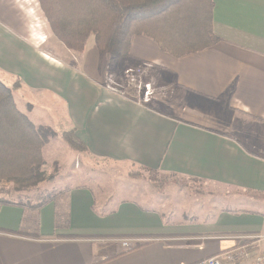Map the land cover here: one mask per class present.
Wrapping results in <instances>:
<instances>
[{
    "label": "crops",
    "instance_id": "obj_1",
    "mask_svg": "<svg viewBox=\"0 0 264 264\" xmlns=\"http://www.w3.org/2000/svg\"><path fill=\"white\" fill-rule=\"evenodd\" d=\"M23 2L0 0V79L35 126L74 128L77 155L130 193L77 185L37 209L0 204V264H194L226 250L238 255L225 264H264V0H213L220 40L205 49L173 57L134 35L116 62L93 35L66 49ZM131 166L200 189L175 212L138 192ZM119 238L139 244L95 245Z\"/></svg>",
    "mask_w": 264,
    "mask_h": 264
},
{
    "label": "trees",
    "instance_id": "obj_2",
    "mask_svg": "<svg viewBox=\"0 0 264 264\" xmlns=\"http://www.w3.org/2000/svg\"><path fill=\"white\" fill-rule=\"evenodd\" d=\"M54 37L68 50L81 53L90 37L111 62L128 55L130 40L143 35L173 57L214 45L213 0H38ZM72 64V63H71ZM0 79V181L15 190L26 189L45 177L42 149L52 137L75 153L87 152L74 128L60 133L35 126L16 106L13 88ZM141 167V166H140ZM142 170L152 172L147 167ZM57 193L41 195L34 204L0 199V204L40 208Z\"/></svg>",
    "mask_w": 264,
    "mask_h": 264
},
{
    "label": "rangeland",
    "instance_id": "obj_3",
    "mask_svg": "<svg viewBox=\"0 0 264 264\" xmlns=\"http://www.w3.org/2000/svg\"><path fill=\"white\" fill-rule=\"evenodd\" d=\"M23 3L32 14L30 18L33 19L34 23L39 24L38 27L41 30L46 31L47 28H50L38 0H24ZM49 38L55 39L53 34ZM62 129L65 128L57 127V130ZM42 152L45 160L42 167L44 176H53V179L18 190H15L9 182L2 180L0 181L1 200L9 199L23 203L35 202L39 200L41 195L62 193L65 188L77 185L89 187L96 195L113 193L114 191H117V193L122 192V195H129L130 193L126 192L129 187H121L119 185L125 186L126 183L124 182L127 181L124 179L120 181L118 177L116 181L114 180L115 176L111 175V172L106 171L105 168L111 165L100 160L88 159L84 155L78 156V153L72 152L61 139L50 138L45 143ZM125 175L138 180L135 182L138 192L147 196L155 195L158 201L164 200L175 212H178L179 208L182 207L181 199L184 197L192 200L194 198L193 190H195V187L199 188L200 186L195 179L187 180L177 175L156 171L147 172L142 170L140 166L129 167Z\"/></svg>",
    "mask_w": 264,
    "mask_h": 264
},
{
    "label": "built area",
    "instance_id": "obj_4",
    "mask_svg": "<svg viewBox=\"0 0 264 264\" xmlns=\"http://www.w3.org/2000/svg\"><path fill=\"white\" fill-rule=\"evenodd\" d=\"M149 88H150V84L146 83L144 85V91H143L144 101H148L149 96L151 95V91L149 90ZM108 244L110 246H114L111 248L113 253L114 251L116 253L118 252L121 253L132 250L139 244V241L131 238H119V239L103 240L101 242L95 243L97 247H99L100 245L107 246ZM237 255L238 254L236 252H233L232 250H226L217 255H213L205 259H202L194 264H225L226 262L235 260ZM256 261L257 263H261L262 261H264V257L258 256L256 258Z\"/></svg>",
    "mask_w": 264,
    "mask_h": 264
}]
</instances>
